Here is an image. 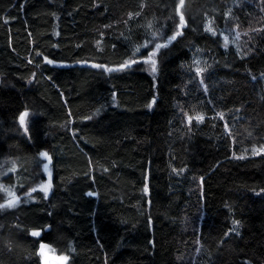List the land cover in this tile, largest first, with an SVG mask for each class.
<instances>
[{
    "label": "trees",
    "instance_id": "obj_1",
    "mask_svg": "<svg viewBox=\"0 0 264 264\" xmlns=\"http://www.w3.org/2000/svg\"><path fill=\"white\" fill-rule=\"evenodd\" d=\"M179 5L0 0V204L53 161L49 197L0 209V264H43L42 245L67 264H264V155L232 152L264 143V0ZM234 24L252 35L227 45ZM155 30L153 71L154 44L131 48Z\"/></svg>",
    "mask_w": 264,
    "mask_h": 264
},
{
    "label": "rangeland",
    "instance_id": "obj_2",
    "mask_svg": "<svg viewBox=\"0 0 264 264\" xmlns=\"http://www.w3.org/2000/svg\"><path fill=\"white\" fill-rule=\"evenodd\" d=\"M129 18H132V16H129ZM180 19V18H179ZM214 22L211 21V19L207 22V27H211L212 31L211 33L213 35L218 34V30L213 26ZM242 28L240 26H238L237 24H234L233 26H227L226 30L224 31V37L227 38V41H229V43H227V45L229 44H237L238 40L241 39L243 37H245L244 39H250L251 35H252V30L251 29H245L244 31L241 30ZM105 36L100 37V39H98L97 41V46L100 48L102 47L103 44V38ZM169 40V38L166 39V41ZM165 41L164 39V31L163 30H155L152 31V33L150 34L149 38L144 40L142 43L140 44H134V46L131 48L132 50V55H135L136 53H139L141 50L143 49H147L149 47H151V45L155 44V43H163ZM133 59V57L131 58ZM153 68L151 67V70ZM195 71L197 73V77L202 79V77L205 76V66L202 63H197L195 65ZM207 87L204 86V90H206ZM263 90H264V77H263ZM220 112L216 115L219 119V121L221 120L220 118ZM223 114V113H222ZM204 111H195L193 114H188L186 113V111L183 112V121H184V125L185 127H187L188 129L192 127V120L193 119H197L198 122L197 123H203V119H204ZM203 117L202 120L199 119V117ZM191 118V119H190ZM223 119L225 121V125L227 124V128L225 130L226 132H230L231 129V125H228V119L227 117H225V115L223 114ZM238 121H241V119L237 118ZM234 121H236L234 119ZM235 143V141H234ZM233 154L240 156V157H247L248 155L250 156H257V155H264V143L261 145H254L253 147L249 148V149H243L240 151V153H236L234 150L232 151ZM45 153V152H43ZM48 158L46 159L42 153L40 154V157L42 159V166H41V170H42V174L44 175V180L40 181L37 185H35L34 187H32L29 192H27L24 195H13L12 197H10L9 199H7L5 202H2L1 204H5L7 205V202L10 200H15L16 202L12 205V206H5L3 208H0L1 210H11V209H15L16 207H18L21 204L26 203V198H30L33 195H35V193L37 192H42L44 193L45 197H49L52 191V178H53V168H52V158L49 154ZM45 165H47V170H45ZM50 187L47 189V194H45V192L43 190H41L44 186L49 185ZM201 184V178H199V187ZM33 189H36L35 191H33ZM30 194V195H29ZM200 194H201V190H200ZM35 199V198H33ZM204 215L205 213H202L201 210H199V214H198V223L197 226L199 229V226L201 227L202 224V220L204 219ZM191 221V220H190ZM192 225V222H190V224H188V226ZM191 229V228H189ZM39 233V232H38ZM40 235V233H39ZM39 235L35 236L38 237ZM44 247V246H43ZM43 247H41V258H42V263L43 264H52V263H57V264H67V259H65V257L63 256H58V255H54V254H50L46 251V249H44ZM43 248V249H42ZM198 256L196 255L194 257L193 260V264H198Z\"/></svg>",
    "mask_w": 264,
    "mask_h": 264
},
{
    "label": "snow or ice",
    "instance_id": "obj_3",
    "mask_svg": "<svg viewBox=\"0 0 264 264\" xmlns=\"http://www.w3.org/2000/svg\"><path fill=\"white\" fill-rule=\"evenodd\" d=\"M183 6V0H180V5H179V7H182ZM184 25V16H183V14H181L180 15V22H179V25L178 26H180V27H182ZM208 31H212V28L211 27H209L208 29H207ZM180 33L179 32H177V35H179ZM172 39H175V36H173L172 37ZM225 43L227 44V38L225 39ZM162 47H167V44H163V43H155L153 46H152V49H150V53H149V59L151 60V62H152V68H153V71H155V60L154 59H151L152 57H155L156 55H157V52L159 51V49L160 48H162ZM137 62V59H133V60H131L130 62H126V63H124V64H122L121 66H120V68L121 69H124V68H127V67H130L131 66V63H136ZM48 63H53V61H51V60H49L48 61ZM94 67H102L101 65H93ZM106 70L107 71H111L112 69H107L106 68ZM27 116V113L25 112L23 115H21V117H20V123H21V125H24V123H25V117ZM220 118L221 119H223V114L221 113L220 114ZM191 119V118H190ZM199 119L200 120H202L203 119V117L201 116V117H199ZM225 127L227 128V124L225 125ZM26 131H27V129H26ZM42 155L47 159L48 158V155H47V153L45 152V153H42ZM45 167V170H47V165H45L44 166ZM50 187V184L49 185H46V186H44L41 190H43L44 192H45V194H47V189ZM36 189H33V191H35ZM30 195V194H29ZM89 195H92L91 193H89ZM16 201L15 200H10V201H8L7 202V205H5V204H0V208H3V207H5V206H12L14 203H15ZM32 235L33 236H37V235H39V233L38 232H32ZM65 259H67L66 257H65Z\"/></svg>",
    "mask_w": 264,
    "mask_h": 264
},
{
    "label": "water",
    "instance_id": "obj_4",
    "mask_svg": "<svg viewBox=\"0 0 264 264\" xmlns=\"http://www.w3.org/2000/svg\"><path fill=\"white\" fill-rule=\"evenodd\" d=\"M42 247H43V245H42ZM42 249H43V248H42ZM52 264H57V263L54 262V263H52Z\"/></svg>",
    "mask_w": 264,
    "mask_h": 264
}]
</instances>
